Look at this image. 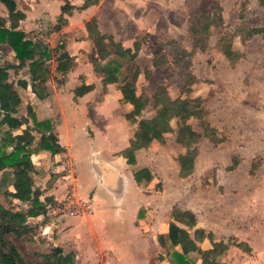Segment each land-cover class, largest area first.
<instances>
[{"label":"rangeland","instance_id":"1","mask_svg":"<svg viewBox=\"0 0 264 264\" xmlns=\"http://www.w3.org/2000/svg\"><path fill=\"white\" fill-rule=\"evenodd\" d=\"M213 1L119 0V5L114 8L106 3L108 9H102L106 12V24H101L103 32L113 33L126 45L132 44L139 36L146 37L148 42L134 63L141 73L136 82L140 95L138 105L135 106L138 116L135 117L136 122H131V135L125 132L126 126L118 123L128 109L120 103L117 84H114L107 98L106 112L114 113L116 117L115 128L120 133H117L112 143L118 150L128 136L141 130L154 116L156 110L152 97L159 86H165L173 98L186 96L185 90L191 87L189 95L205 99L210 122L224 140L217 143L202 136L198 142L199 155L193 173L187 178H180L177 156L185 152V149L176 142L178 120L174 119V130L166 135V142L152 144L143 151L140 158V166L149 163L154 172L147 193L148 200L144 202L150 208L146 209L144 205L142 211L145 221H136L129 212L125 218L115 215L112 210L114 207L109 206L108 226H102L103 221L86 217L59 216L60 219L52 223L45 234L44 226H41L44 219H29V223L34 226L31 235L19 238L10 233V237L31 264H43L39 254L49 252L57 245L62 246L66 253H75L77 264H170V249L163 247L157 238L159 234L167 237L169 210L174 205L192 208L200 224L216 233V240H226L232 235L252 247L253 251L247 254L244 250L234 248L220 264H255L261 260L264 252L260 247L263 242L258 238L261 232L264 233V7L257 0H216L222 6L224 25L213 28L209 37L193 40L188 31L192 11L197 8L206 9L205 4L209 10L217 11ZM243 23L262 28L263 32L244 41L239 32ZM53 24H57L56 19L52 23L43 24L41 30H33L30 37L40 35L53 50L52 59L48 63L51 90L46 97L53 94L59 104L55 96L57 88L62 90L68 87L67 80L56 75L60 53L56 47L59 39L70 35L85 36V39L90 40L89 51L81 53V68L87 66L94 80H102L103 63L93 51L92 41L87 37L86 24L83 27L81 22H76L74 33L68 31L64 34L62 31L60 35L50 36L47 32ZM224 36L231 37L234 48L243 54L236 63H230L221 51V39ZM195 42L198 44L196 48ZM156 50H160L168 59L166 66L154 65ZM190 51L193 55L186 53ZM2 59L16 61L14 53L9 54L7 50ZM26 76L25 68L18 72L11 70V80L14 82ZM57 80H63L64 84H59ZM78 83L80 79L70 83V86ZM18 88L22 89L18 85L14 86L11 99L19 113L27 116L31 99L24 92L21 95ZM105 94L106 91L102 89L88 97V101L90 104L95 100L102 101ZM62 100L67 102L66 96ZM60 115L57 114L55 118L59 119ZM94 115L98 114L94 112ZM85 117L86 114L76 115L77 122L80 123V119ZM6 119L7 114L0 110L2 130L7 129ZM192 124L197 131L203 132L200 121L192 120ZM96 128L103 131L104 125H96ZM91 129V124L83 126L85 137L81 129L72 134L77 144L78 166L83 168L84 173L89 169L90 159L96 156L91 153L92 150L95 154L97 152L90 144L94 137ZM40 140L41 134L36 133V143ZM233 159H238L239 164L232 169ZM33 160L37 169L34 174V196L44 199L45 188L57 163L44 153L34 155ZM63 161L70 162L69 157H62L60 162ZM71 168L69 164L62 167L61 178L70 173ZM74 177H77V173H74ZM108 178L109 185L119 190L118 184L116 188L115 177ZM62 179L68 182L66 193L75 195L72 179ZM89 181L88 177L82 176V191L87 189ZM16 206L25 205L17 203ZM125 220L132 222L131 228H127ZM152 232H155V238L151 236ZM145 238L147 240L143 241ZM208 244L203 247H208ZM195 257V254L192 255V258Z\"/></svg>","mask_w":264,"mask_h":264},{"label":"trees","instance_id":"2","mask_svg":"<svg viewBox=\"0 0 264 264\" xmlns=\"http://www.w3.org/2000/svg\"><path fill=\"white\" fill-rule=\"evenodd\" d=\"M19 0H0L7 8L9 16L17 13ZM264 7V0H257ZM100 0H87L82 8L99 4ZM217 11L201 8L194 9L190 15L188 31L195 38L209 37L212 29L224 25L225 20L222 6L214 0ZM74 6L68 1L62 5V12L57 18V24L52 31L60 30L67 24L66 14H71ZM244 18V16H243ZM88 37L93 44V51L103 63L102 82L104 90L108 84H117L122 92V103L138 105L137 79L140 69L133 66V62L139 55L144 44H148L146 37H136L133 47H126L116 40L114 35L100 30L95 17L86 23ZM239 32L246 41L255 34L263 32L262 28L250 27L242 24ZM9 45L14 53L16 61L3 60V45ZM194 47H198L195 42ZM56 51L60 54L57 58L56 70L66 75L73 67L74 58L65 49L66 44H60ZM221 51L230 63H236L242 57V52L235 49L231 37L224 36L221 39ZM193 55V52H186ZM53 56V50L49 43L41 38L30 37L23 30H15L7 25V18L0 15V110L7 114L6 130L0 125V264H31L18 245L11 239L10 233L22 238L29 236L34 231V226L29 219H36L43 215L41 226L48 221V206L53 202V197L46 196L41 200L34 196L36 167L33 155L41 151H49L57 155L65 151L59 143L58 136L54 133V123L51 120L39 121L32 108L28 106V115H21L17 106L12 102L11 92L16 83L11 80V70L18 72L26 69L31 80L32 90L39 98H44L47 91V82L50 80L49 62ZM156 67H164L168 60L160 50H156L153 61ZM17 85L28 87L27 80L19 79ZM95 89L94 84H79L74 92L75 97H83ZM191 87L185 90L186 96L173 98L165 86H159L153 94L155 106L154 116L146 122L141 132H136L130 140V145L139 148H149L154 141L166 142V134L174 130L172 121L178 120L176 130V142L185 152L177 156L179 162L180 178L189 177L195 168L199 155L198 142L202 136L210 138L213 142L220 143L224 140L218 130L210 122L209 111L205 105V99L201 96H190ZM149 100V98H146ZM135 110L126 114L127 120L135 121ZM192 120L201 122L203 132H199L192 124ZM36 133L41 134V140L36 143ZM122 155L129 164L136 163V157L126 152ZM239 164L238 159H233L232 169ZM153 176L149 167H142L134 172L137 183L148 185ZM57 175L52 174L48 185H51ZM24 204L23 207L16 206ZM168 235H159L160 244L170 249L171 264H220L228 250L239 247L245 252L251 253L252 247L237 237L230 236L226 240L217 241L213 232H207L198 226V218L194 211L174 206L170 213ZM209 240L211 247L202 249L199 243ZM169 242V243H168ZM196 257L192 258L191 254ZM43 264H76L75 253H66L61 246H54L51 251L40 253ZM42 264V262H38ZM264 264V263H263Z\"/></svg>","mask_w":264,"mask_h":264},{"label":"crops","instance_id":"3","mask_svg":"<svg viewBox=\"0 0 264 264\" xmlns=\"http://www.w3.org/2000/svg\"><path fill=\"white\" fill-rule=\"evenodd\" d=\"M65 1L66 0H19L17 13H15L12 16H9L7 8L5 7L3 3L0 2V15L7 18V25L9 27L15 30H23L29 36H31L30 34L33 30H37V29L41 30L42 28L40 27L43 26V24H47V22L52 23L53 20L54 21L55 19L57 20L58 16L62 12L61 8H62V5L65 4ZM68 1L74 6V9L71 11V14L69 15L66 14L67 24L63 25V27L60 30H56V31L54 30L52 31V27H53L52 26L50 30L47 32V34H49L50 36H52L53 34L60 35L62 31H63L62 33L64 34L67 33L68 31H70L71 33H74L73 27L76 22H81L82 23L81 25H83L84 27L87 21H89L93 17L97 18L99 28L103 32L101 24H106L105 23L106 21L105 13L106 12H103L102 9H104V7L108 9V6L114 8L117 5H119V0H100L99 4L93 5V6H90L84 9L82 7L87 0H68ZM106 3L108 6H106ZM104 33H107V32H104ZM108 34L114 35L113 33H108ZM33 37L43 39L42 37H40V35L33 36ZM116 40L118 39L116 38ZM135 40L132 42V44H127V45L124 43L122 44L126 47H133ZM58 41L59 42L56 48L60 49L59 48L60 44L65 43L66 44L65 49L74 58L73 67L66 75H63L62 73L58 71L56 73L58 78L60 79L64 78L65 81L67 80L66 85L68 86L67 88H63L62 90L60 88L59 89L57 88L55 96L57 97L59 104L56 103V100L53 98V94H51L50 97H46L48 92H50L51 90L50 80L47 82V91H46L44 98H39L36 95V93L33 92L31 80L28 74L26 77L20 78V79L27 80L28 87L27 88L21 87L22 89L18 88V91L21 95L23 94V92L26 95H29L31 99L30 106H32L37 116V119L39 121H44V120L53 121L54 126H55L54 133L58 136L59 143L65 148L64 152L57 154V155H52V153L49 151H41L39 153H36V154L44 153L45 155H49V157L53 158L54 161L57 163V165L55 166V170L53 172L57 175V177L55 178L53 183H51V185L46 186L45 188L46 193L43 196L53 197L54 200L51 204H54L58 201L63 200L67 195H73V194L66 193L68 189L67 188L68 182L62 179L63 177L66 179L70 178L75 184L74 186L75 195L73 196L76 197L77 199L88 201L91 204L90 212H86L79 216H71V217H76V218L86 217L94 221H103L102 226H104L105 224L106 226H108V223H110V221H108L107 223V220H109L107 217V213L109 211L108 208L109 206L110 207L113 206L114 209L112 210H114L113 214L115 215H120V217L125 218V214L129 212V215L134 216L136 221H140V222L145 221V218L142 217V211L144 210L143 208L144 205L146 209L150 208L149 206H147V204H145L147 203V200H148L147 193L149 191L150 183L147 186L137 183L134 177V172L137 169L142 168V167H149L152 170V167L149 166V163L145 166H140V164H142L140 158L143 155V151H146V148L133 147L130 145V140L131 138H133L134 135L128 136L125 139L124 144H122L121 146L122 148L120 147L118 150L116 149L117 146L112 143V141L117 137V133H120V130L117 131L115 128L116 127V117L114 113L112 115L111 113L106 112V109L108 107L107 98L110 95V91L114 87V83L107 85V88L105 90L106 91L105 98L102 101L95 100L93 103L91 104L89 103L88 97L95 95L98 91L102 89L104 90V85L101 79L94 80V78L92 77V74L90 73V69L87 68V66L84 69L81 68V63H82L81 53L89 51V48L91 47L90 40L85 39V36L72 37L69 35V36L62 37ZM45 42L49 43L47 41ZM145 46L147 45L144 44L141 50ZM3 47H4L3 54H4V51L6 50L8 51L9 54L14 53L13 49L9 45L4 44ZM14 57H15V53H14ZM138 57L139 55L133 62V66L136 60L138 59ZM135 68H138V67H135ZM59 74H61L62 76H59ZM78 79H80V83H78L76 86H70V83L74 81L77 82ZM17 81L15 82L16 85H17ZM83 81L86 84H94L95 89L83 97H75L74 90ZM57 82L59 84H64L63 80H60V81L57 80ZM53 88H55L56 90V87L54 85H53ZM63 96H66L67 102H64V100L61 101V98L63 99ZM118 97L120 99V103H122L121 102L122 92L120 90L118 91ZM120 103L118 106L120 107V109H122L123 106H121ZM122 104L126 106V108L128 109L127 113L136 109L135 106L131 103H122ZM57 105H59V108ZM94 112H96L98 115H94ZM60 113L61 115L59 119H56L55 117L57 116V114H60ZM100 113H103V115L100 116ZM85 114H86V117L84 119H80L81 120L80 123L77 122L78 118H76V115L80 116V115H85ZM137 116L138 115H135V117ZM133 122H136V119ZM118 123H121L122 125H124V127L126 126L125 132H128V134L131 135V132H133V126L131 125V121L127 120L126 115L125 117H121ZM88 124L92 125L91 134H93L94 136L92 140L93 144L92 143L90 144L93 145V149L95 148L97 152L95 154V152L93 153V150H92L91 153L96 156L94 157L93 160L89 158L90 159L89 169L86 170V172L84 173L83 168H80L78 166V161L76 157L78 155L76 152L77 144L72 134L74 132H78V130L81 129V133L83 134V137H85V132L82 131V128L84 125H88ZM100 124L104 125L103 131L96 128V125H100ZM143 129H144V126L141 130L135 131V133L141 132ZM86 134L88 133L86 132ZM154 143H160V142L154 141L152 144ZM124 149H128L126 153L135 155L136 157L135 164H129L127 162V159L122 155V153L124 152H121ZM62 157H69L70 162L63 161L61 163L60 161ZM68 164L69 166L72 167L70 169V173H68L66 176H63L61 178V169L62 167H65ZM74 173H77V177H74ZM152 173L154 175L153 170H152ZM83 175H85L86 177L90 179L87 185V189L85 191H82L83 189L81 190V188H83V185H81V180H82ZM108 176L115 177L116 186H117L116 188H118V185H119V190L113 189L109 185L110 178H108ZM41 200H44V199L41 198ZM174 206H177V205H174ZM174 206H171L169 210L170 213ZM183 209H190L194 211L192 208H183ZM170 213H169V216H170ZM58 217H56L55 219L50 218V217L48 218V221L45 224L44 230H43L45 234L48 233V229H50V225L52 223L55 224L56 220L60 219V218L58 219ZM197 218H198V226L204 228L207 232H210V231L213 232L215 235V239H216V233L213 230H207L204 226L200 224L198 216ZM36 219H43V215L39 216ZM126 221L127 220L124 221V224L127 225V228L129 227L131 228L132 222L129 223ZM170 221H171V217H170ZM167 229L169 230V225ZM261 233L262 234L259 235L258 239H261L263 242L262 244L263 246H261L260 248H262V252H264V233L263 232ZM154 235H155V232H152L151 236H153V238H155ZM146 240L147 238H145L143 241H146ZM217 241H222V240H217ZM239 241H243V240H239ZM206 243H209L208 244L209 246L203 247ZM199 245L201 246L202 249H207L212 246L209 240H205L199 243ZM234 248L238 250H242L236 246L231 247L228 250L227 254L221 260V263L223 262L224 258L230 253V251H232ZM192 255H194V253L191 254V256ZM168 262L171 264L169 260ZM263 263H264V253L262 254L261 260L255 264H263ZM76 264H77V258H76ZM196 264H201V261L198 259Z\"/></svg>","mask_w":264,"mask_h":264},{"label":"built area","instance_id":"4","mask_svg":"<svg viewBox=\"0 0 264 264\" xmlns=\"http://www.w3.org/2000/svg\"><path fill=\"white\" fill-rule=\"evenodd\" d=\"M91 211V204L88 201L67 195L63 200L50 204L47 216L55 219L58 216H79Z\"/></svg>","mask_w":264,"mask_h":264}]
</instances>
